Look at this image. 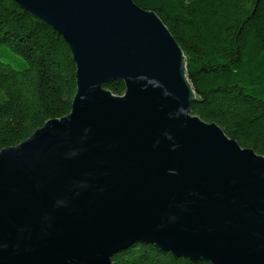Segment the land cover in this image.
<instances>
[{
	"label": "water",
	"instance_id": "95a60500",
	"mask_svg": "<svg viewBox=\"0 0 264 264\" xmlns=\"http://www.w3.org/2000/svg\"><path fill=\"white\" fill-rule=\"evenodd\" d=\"M15 1L67 43L76 90L68 114L0 150V264H111L137 242L264 264V155L191 114L185 55L158 15Z\"/></svg>",
	"mask_w": 264,
	"mask_h": 264
},
{
	"label": "trees",
	"instance_id": "16d2710c",
	"mask_svg": "<svg viewBox=\"0 0 264 264\" xmlns=\"http://www.w3.org/2000/svg\"><path fill=\"white\" fill-rule=\"evenodd\" d=\"M155 12L185 55L191 114L264 155V0H133ZM104 87L122 95L124 84ZM75 63L64 39L15 0H0V150L71 110ZM111 264H211L137 242Z\"/></svg>",
	"mask_w": 264,
	"mask_h": 264
}]
</instances>
